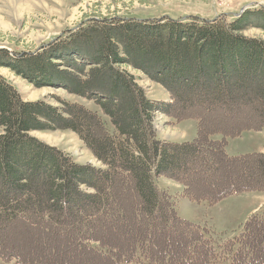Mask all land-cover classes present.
<instances>
[{
	"label": "trees",
	"instance_id": "obj_1",
	"mask_svg": "<svg viewBox=\"0 0 264 264\" xmlns=\"http://www.w3.org/2000/svg\"><path fill=\"white\" fill-rule=\"evenodd\" d=\"M254 16L264 20V10H247L230 21L190 16L91 19L77 33L33 54L12 56L0 50V67L26 80L59 84L98 108L60 101L56 107L41 100L26 102L0 76V182L5 187L0 190V224L19 216L24 219L28 211V223L33 220L31 215L38 218L37 223L32 222L33 228L60 237L65 245L70 243L66 234H73L74 255L77 251L78 256L100 264H214L221 256L231 264H264V206L243 222L237 235L220 242L207 228L182 219L155 181L159 177L175 180L183 187V197L209 205L236 194L264 191V182H258L257 175L250 176L249 166L238 172V163L246 161H255L264 172V154L229 156L225 150L227 137L262 128L264 122L210 129L199 112L174 115L176 120H198L195 138L174 144L159 141L153 120L160 107L126 69L140 72L164 88L172 100L165 111L180 101L176 82L219 83L224 77L245 79L248 72L264 100V40L242 33ZM102 89L110 94L100 93ZM117 92L120 95L115 96ZM57 127L78 133L103 167L78 165L31 135ZM92 128L99 137L89 131ZM217 134L222 137L210 138ZM183 156L200 161L209 173V167L222 168L234 180L226 183L227 177L211 190L205 184L194 187L195 180L177 171L176 159ZM41 168H46L42 176L38 174ZM238 178L244 182L238 183ZM117 179L123 187L119 194L112 191ZM39 180L44 187H38ZM68 206L80 209L78 215L73 213L75 221L65 215ZM64 223L71 226L64 229ZM102 224L109 230L102 231ZM123 229L127 233L119 232ZM162 230L167 243L161 239ZM38 256L42 257L40 253L24 256L11 252L0 244V259L6 262L51 264ZM72 257L59 262L53 259L57 264H74Z\"/></svg>",
	"mask_w": 264,
	"mask_h": 264
},
{
	"label": "rangeland",
	"instance_id": "obj_2",
	"mask_svg": "<svg viewBox=\"0 0 264 264\" xmlns=\"http://www.w3.org/2000/svg\"><path fill=\"white\" fill-rule=\"evenodd\" d=\"M258 9L264 10V0H0V50H4L12 56L14 54H33L48 43H56L68 38L74 32L77 33L82 24L91 19L101 20L110 17L159 19L163 16L179 19L190 16L204 20L223 18L230 21L247 10ZM250 19V27L244 29L243 35L264 40V20L255 16ZM62 68H64L63 65ZM126 69L135 77L136 83L146 96L154 100L160 107V111L155 113L153 120L154 132L159 141L174 144L190 142L195 138L198 120L186 117L176 120L174 115L184 117L199 112L202 114L204 125L210 129L228 126L236 128L239 125L264 122V100L259 96L256 80L250 77L249 72L245 79L239 80L236 77L226 79L224 77L222 79L224 81L219 83L207 80V82L200 81L196 85L189 83L181 85L176 82L174 89L180 101L165 111L166 105H169L172 100L164 88L158 83L146 79L142 73ZM0 76L9 82L17 90L22 100L26 102L41 100L54 107L60 106V102H69L84 105L90 110H98L92 101L68 93L59 84L54 86L26 80L6 67H0ZM105 77L103 80L107 79ZM174 79H177L176 76ZM63 83L72 87L68 82ZM99 92L106 96L110 94L104 89ZM118 95L120 93L117 92L115 96ZM56 126L58 125L56 124ZM80 130L83 131V134L85 133L82 123ZM89 131L99 137L95 128ZM31 135L43 144L59 150L78 165L95 169L103 167L79 134L73 130L57 127L54 130L35 131ZM221 137L219 134L210 136L212 140H218ZM225 150L229 156L264 154V127L243 130L234 137H227ZM176 160L179 166L177 171L182 172L186 178L195 180L192 185L194 187L199 188L205 184L204 186L211 190L218 186L216 183H225L227 180L228 175L222 172V168L216 170L209 167V173L206 169L208 167L188 156L179 157ZM246 162L238 163V172L239 169L243 172V166H249L250 176L257 175L258 179L256 180L263 183L264 172L261 166L255 161ZM201 168H205L207 172ZM45 169L41 168L38 174L44 175ZM228 180L226 183L234 180V176H229ZM155 181L157 188L170 196L177 214L182 219L207 228L213 237L220 238V242L232 239L237 235L243 222L264 206V191L236 194L209 205L206 202H192L183 197V187L175 180L159 177ZM237 181L242 183L244 178H238ZM38 187H44L40 180ZM3 188L5 187L0 182V190ZM122 190V182L117 179L112 185V191L119 194L122 193ZM76 202L79 205H84L80 201ZM79 211L80 209L68 206L65 215L72 219L73 213L78 215ZM23 215L26 218L23 219L19 216L21 219L16 217L8 223L0 224V244L8 251L24 256L32 253L39 255L40 253L42 257L38 256V258L47 263L51 262V264H57L59 259L64 260L71 256H73L74 264H100L99 262L95 263L94 260L86 259V256H78L77 251L74 255L76 249L74 243H71L73 234H66L70 243L65 245L60 237L43 235L39 227L33 228L32 222H38L36 216L31 215L33 220L28 223L30 213L25 211ZM128 219L130 220V218ZM72 220L75 221V219ZM70 226V224L64 223L62 227L65 229ZM102 226H104L102 231L108 229L107 225L102 224ZM162 231L164 233L162 232L161 239L166 240L167 243L168 238H166L165 230ZM119 232L127 233L126 229ZM175 238H179V236L177 235ZM76 255L77 257H74ZM53 258L58 262L56 263ZM262 260L264 262V258ZM0 264L18 263L14 260L6 262L0 259ZM106 264L108 263L106 262ZM214 264L231 263L228 258L221 256Z\"/></svg>",
	"mask_w": 264,
	"mask_h": 264
},
{
	"label": "bare ground",
	"instance_id": "obj_3",
	"mask_svg": "<svg viewBox=\"0 0 264 264\" xmlns=\"http://www.w3.org/2000/svg\"><path fill=\"white\" fill-rule=\"evenodd\" d=\"M241 126H243V125H239L238 127H241ZM233 128H229V130H232ZM218 195V194H217ZM222 195H224L223 194V192H222V194H220V195H218V197H220V196H222ZM29 233V232H28ZM22 236V235H21ZM25 236V235H24ZM25 238V237H24ZM29 238V237H28ZM31 238V237H30ZM38 247V246H37Z\"/></svg>",
	"mask_w": 264,
	"mask_h": 264
}]
</instances>
